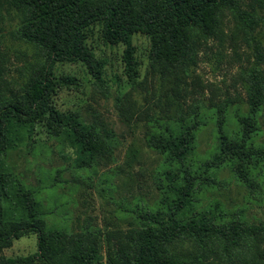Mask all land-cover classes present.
<instances>
[{"label":"trees","instance_id":"trees-1","mask_svg":"<svg viewBox=\"0 0 264 264\" xmlns=\"http://www.w3.org/2000/svg\"><path fill=\"white\" fill-rule=\"evenodd\" d=\"M0 6L18 18L12 36L33 46L43 59L20 95L11 101L0 99V250L28 233H34L37 240L34 254L0 257V264H101L90 237L47 230L40 189L25 185L4 167L12 149L33 143L38 123L49 139L69 144L79 171L92 170L102 150L110 152L112 132L88 122L78 111L61 112L52 103L60 85L74 83V79H55V64L80 63L94 81L107 88L104 63L87 44L95 27L100 28L105 43L124 46L122 62L131 88L138 84L139 63L132 44L137 33L149 40L151 68L169 67L175 77H188L198 49L210 39H228L238 47L239 42L244 43L253 56V65L241 68L237 77L247 104L245 115L236 117L238 133L228 135L225 129L230 106L227 98L210 99L217 144L196 177L183 167L195 151L206 106L198 103L166 121L155 117L149 122L159 133L156 150L167 162L180 165L181 178L171 185V198L157 213L133 210L135 227L127 233L107 235V243L114 246L108 251V264H203L209 260L211 264H264L263 222L247 224L239 218L236 223L223 213L209 219L186 213L198 180L223 163L235 165L233 175L246 187L254 188L262 176L264 143H256L255 138L257 115L264 107L260 67L264 49L256 31L264 26V15L256 9L262 10L264 0H0ZM229 16L233 27L228 26ZM53 187L51 180L49 188ZM112 237L116 243H111Z\"/></svg>","mask_w":264,"mask_h":264},{"label":"rangeland","instance_id":"rangeland-1","mask_svg":"<svg viewBox=\"0 0 264 264\" xmlns=\"http://www.w3.org/2000/svg\"><path fill=\"white\" fill-rule=\"evenodd\" d=\"M256 12L264 15V7L257 8ZM17 21L14 12L0 6L2 101H11L13 96L20 95L43 60L37 49L12 36ZM227 22L233 27L230 16ZM257 30L256 37L264 49V26L260 25ZM225 31L228 33L229 29ZM87 44L104 63L107 88L94 81L80 63L55 64L54 78L74 79V83L60 85L52 103L61 112L78 111L88 122L112 132L111 153L102 150L92 170L79 171L69 144L49 139L38 123L34 127L33 143L12 149L4 167L8 166L12 175L23 179L25 185L40 189L39 201L45 214L42 220L47 230L90 237L99 263L108 264V251L114 246L107 243V235L127 233L135 227L133 210L149 209L157 213L170 200L171 185L181 178L180 165L167 162L165 155L156 150L155 136L159 133L149 122L155 117L166 121L179 110L189 112L198 103L206 106L201 112L204 125L195 138V151L183 167L196 177L217 144L210 99L227 98L230 106L225 129L228 135L238 133L236 117L245 115L247 104L244 87L237 77L241 68L253 65V56L251 48L244 43L239 42L238 47L228 39L223 42L210 39L198 49L196 63L188 67V77H179V74L175 77L169 67L151 68L149 40L137 33L132 36V44L139 63L138 84L131 88L122 62L124 46L105 43L99 27L91 30ZM260 67L264 74V62ZM257 123L255 140L263 144L264 107L257 115ZM261 166L262 176L254 188L235 179L233 163L217 166L198 180L200 184L186 207L187 215L209 219L223 213L233 217L236 223L239 218L247 224L264 223V163ZM51 180H54L53 188H49ZM122 210L129 212L122 213ZM36 241V235L28 233L1 249L0 257L34 254ZM111 243H116L113 237Z\"/></svg>","mask_w":264,"mask_h":264}]
</instances>
